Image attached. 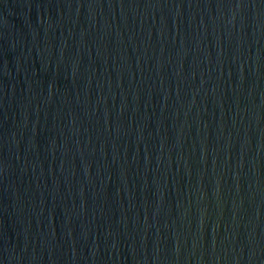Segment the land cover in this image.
I'll use <instances>...</instances> for the list:
<instances>
[{
	"label": "water",
	"instance_id": "obj_1",
	"mask_svg": "<svg viewBox=\"0 0 264 264\" xmlns=\"http://www.w3.org/2000/svg\"><path fill=\"white\" fill-rule=\"evenodd\" d=\"M0 264H264V0H0Z\"/></svg>",
	"mask_w": 264,
	"mask_h": 264
}]
</instances>
